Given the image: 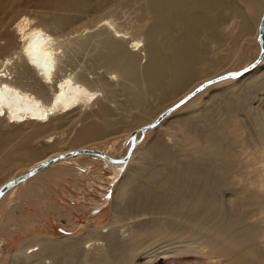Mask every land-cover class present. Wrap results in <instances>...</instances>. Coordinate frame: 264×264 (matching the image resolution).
<instances>
[{
    "label": "bare ground",
    "instance_id": "1",
    "mask_svg": "<svg viewBox=\"0 0 264 264\" xmlns=\"http://www.w3.org/2000/svg\"><path fill=\"white\" fill-rule=\"evenodd\" d=\"M7 2H0V169L11 170L19 160L26 164L24 158L41 162L34 175L0 196V206L25 182L31 191L50 178L71 175L73 163L90 165L80 162L85 157L113 169L112 180L122 175L108 230L37 240L29 247L25 241L15 250L16 263L137 264L138 255L167 262L202 256L207 247L226 258L237 256L232 264H245L264 238V230L245 224L262 223L258 213L246 210L264 206V198L250 191L251 182L264 177V166L251 177L241 155L259 160L264 110L257 112L258 126H249L237 103L227 99L241 89L264 88V56L247 73L208 85L155 126L143 127L158 119V107L146 111L155 92L179 96L197 81L195 87L228 73L229 57L222 56L228 49L234 59L252 57L248 43L264 0H34L27 9L28 0H18L10 11ZM121 9L132 15L127 21L119 22L126 14ZM226 30L237 32L234 41ZM73 56L87 58V67L76 66ZM215 104L222 106L209 109ZM133 112L140 123L127 130L135 134L129 158L130 142L122 153L85 149L105 145L119 135L112 133L119 126L131 127L124 125ZM64 138L67 148H58ZM83 150L120 162L78 153L41 167ZM237 206L243 217L224 213Z\"/></svg>",
    "mask_w": 264,
    "mask_h": 264
},
{
    "label": "rangeland",
    "instance_id": "2",
    "mask_svg": "<svg viewBox=\"0 0 264 264\" xmlns=\"http://www.w3.org/2000/svg\"><path fill=\"white\" fill-rule=\"evenodd\" d=\"M1 1L3 0H0V2ZM10 1L11 2L9 3L7 2L9 6H6L9 11L11 8H13V5L17 4L18 0ZM33 3L34 0H28L27 3H24L25 9H27ZM242 8L244 12H246L248 15L250 14L249 10H245L244 7ZM19 9H23V6L16 7V10ZM126 10L127 9H121V12H125L126 14H122V19H120L119 22L127 21L130 16H132L130 11ZM9 11H5L3 8L1 9V12L4 15H9ZM233 22H235V20ZM225 29L227 28L225 27ZM226 32L228 39L234 41L235 34L237 32L235 30L233 33H229L227 30ZM69 36L71 37L72 35ZM69 36L66 35L65 38H68ZM248 38L250 39V37H247V39ZM248 44L253 50L252 57L250 55H245L234 59L233 53H230V49L222 54V56L229 57L228 60H226L227 62L224 63L226 65L225 69H227L226 72L235 70L239 71L247 65L246 62L252 60L251 58L257 57L260 52V47H258L260 45L258 30L256 31L254 38H252ZM140 56L142 57L141 65H144L146 63V58L144 57L145 52L141 51ZM73 59L74 63H76V66L85 68L88 65L87 58H83V56H73ZM198 82L199 81L195 82L190 88H188L183 94L179 96L177 95L173 97L174 94H170L167 97H161L160 92H155L147 104V113H151L152 111L155 113L157 110H159V114H157L155 119L158 118L162 113L183 99L185 97L184 94L187 92L190 93L199 87L200 85L195 87ZM213 87L215 88L214 85L208 88ZM254 89L247 90L246 92L241 89L237 92L235 97H228L229 99H227L228 102H233V104L237 103L239 109L242 110L243 117H245L243 121H245L249 126H258L259 118L257 115L260 113L259 111L261 108L264 110V88L260 90L258 87H256V89ZM122 99L124 100V98ZM216 106L221 107L222 105H209V109H214ZM200 111L201 110L197 108L193 114L198 115ZM174 112H176V110ZM137 114L138 112H133L130 118L126 120V124L124 126L131 127L124 128L119 126L113 130L112 133H118L119 135L109 139L105 145L86 147L85 149L100 148L99 150L102 152H113L115 150H119V152L122 153V151H124L130 142L129 140L131 134L127 130L139 126L137 124H139L140 121L134 122ZM125 115H128V113L125 112ZM219 119H222V117H219ZM2 127L7 128L8 124L4 123L2 124ZM156 136L157 134L154 136V138ZM146 137L148 136L146 135L144 138H142L140 144L146 139ZM65 138L61 139L62 142L59 144L58 148H67L66 144H68V142L65 140ZM15 144L16 143L13 142L10 146H14ZM246 149L249 151L248 146H246ZM257 157L259 160H255V157L251 158L246 156L244 153L241 155L242 160L249 164V169L247 172L251 177L254 178L259 174L257 168L259 166H264V149H261ZM39 160L41 159L27 160L24 158V161L27 162L26 164L19 160L18 163L14 164L11 170L3 171V169H0V187L22 174L25 175L33 168L38 167L40 165L39 163L41 162ZM79 160L80 162L89 161L91 163L90 165L86 166L73 163L70 165L71 175H59L56 178H50L46 183L35 187V189L32 187L31 191H29V183L26 184L25 182L21 185L18 191L15 192V194L13 193L8 196L4 203L0 206V264H18L16 263L17 260L14 259V253L21 243L25 244V241L28 242L27 247H29L35 245L37 240H46L51 239L52 237L69 238L73 236H84L94 228H103L108 230V227L114 218L116 186L120 182L122 175L116 176V178L112 180V175H114L115 172L113 169L105 167L103 162L95 161L92 157H85L84 159ZM124 172L125 171H123L122 174ZM255 179L258 181V183L250 181V191L264 198V177H261L259 174ZM30 194L31 196L29 197ZM60 206L61 209L59 210ZM237 208H239L242 212L243 209L240 206H237L234 210L224 209V213L227 214V216L232 215V217L235 214L238 216L243 215ZM254 208H249L246 211L255 215L258 213L262 223L253 224L252 222H248L245 224H249L252 229L253 226H256L258 229L264 230V206ZM261 241L262 243H256L258 246L256 251H251L250 254H247L248 258L245 264H255L257 262L259 264H264V238H262ZM260 244L261 248H259ZM255 254H257V256H254ZM234 257L237 256L232 255L229 258H226L225 254L222 253L221 250L216 249L211 251L209 248L205 247L203 249V255L199 257L192 254H187L182 257H169V260L166 262L161 256H157L154 261H151L138 255L136 258V263L232 264L231 261Z\"/></svg>",
    "mask_w": 264,
    "mask_h": 264
},
{
    "label": "water",
    "instance_id": "3",
    "mask_svg": "<svg viewBox=\"0 0 264 264\" xmlns=\"http://www.w3.org/2000/svg\"><path fill=\"white\" fill-rule=\"evenodd\" d=\"M258 35H259V42H260V53L257 57V59L248 67L234 73V72H228V73H224L222 75H219L215 78L210 79L209 81L203 83L202 85H200L199 87H197L194 91L188 93L183 99H181L178 103H176L175 105H173L171 108H169L168 110H166L164 113H162V115L160 117H158V119L156 121H154L153 123L146 125L145 127H143V130L148 129L150 127L155 126L162 117H165L168 113H170L171 111H173L174 109H176L177 107H179L180 105H182L183 103H185L187 100H189L191 97H193L194 95H196L198 92H200L201 90H203L204 88H206L208 85L217 83L219 81L225 80L227 78H231V77H239L245 73H247L248 71H250L251 69H253L263 58L264 56V10L262 12L261 18H260V22H259V26H258ZM134 139H135V134L133 133L130 136V147L129 150L127 152L126 158H129L132 149L134 147ZM78 153H86V154H95V155H100L101 157L111 161V162H120L118 160L112 159L106 155H103L99 152H94V151H79V152H74V153H70V154H66L64 156L61 157H56L53 159H50L44 163H42L41 167H46L47 165H49L50 163L58 160L59 158H63V157H67V156H71V155H76ZM38 171V169L35 170H31L30 172L26 173L23 176L17 177L15 179H13L12 181L7 182L6 184H4L1 188H0V196L5 193L8 189H10L13 185L20 183L21 181L31 177L32 175H34L36 172Z\"/></svg>",
    "mask_w": 264,
    "mask_h": 264
}]
</instances>
